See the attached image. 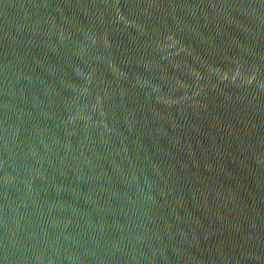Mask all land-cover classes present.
<instances>
[{
  "label": "water",
  "instance_id": "1",
  "mask_svg": "<svg viewBox=\"0 0 264 264\" xmlns=\"http://www.w3.org/2000/svg\"><path fill=\"white\" fill-rule=\"evenodd\" d=\"M0 264H264V0H0Z\"/></svg>",
  "mask_w": 264,
  "mask_h": 264
}]
</instances>
